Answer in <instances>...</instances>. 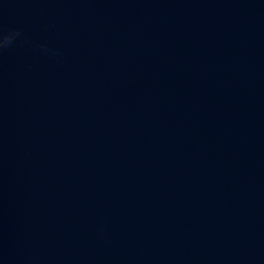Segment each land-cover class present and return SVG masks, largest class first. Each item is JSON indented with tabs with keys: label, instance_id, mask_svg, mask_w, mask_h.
Here are the masks:
<instances>
[{
	"label": "water",
	"instance_id": "obj_1",
	"mask_svg": "<svg viewBox=\"0 0 264 264\" xmlns=\"http://www.w3.org/2000/svg\"><path fill=\"white\" fill-rule=\"evenodd\" d=\"M0 264H264V0H0Z\"/></svg>",
	"mask_w": 264,
	"mask_h": 264
}]
</instances>
